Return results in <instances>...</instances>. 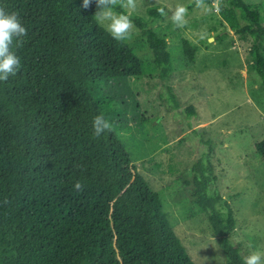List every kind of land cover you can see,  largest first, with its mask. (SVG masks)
<instances>
[{
    "label": "trees",
    "instance_id": "trees-1",
    "mask_svg": "<svg viewBox=\"0 0 264 264\" xmlns=\"http://www.w3.org/2000/svg\"><path fill=\"white\" fill-rule=\"evenodd\" d=\"M228 1L227 17L240 8L249 20L240 32L254 37L250 51L264 89L261 13L243 0ZM0 5L18 11L28 29L23 46L13 48L20 70L0 82V264H196L114 126L99 138L93 134L96 115L109 120L102 89L169 63L166 36L133 17L153 52L146 61L97 24L96 0L88 8L83 0ZM160 6L149 7L150 15L160 17ZM181 40L194 62L197 45ZM161 71L168 77L172 68ZM187 110L196 113L193 106ZM204 141L208 148L193 165L196 201L218 235L226 256L221 264H243L228 238L237 227L233 208L209 189L217 181L216 150L211 138ZM255 150L264 160V139ZM77 181L83 191L74 190Z\"/></svg>",
    "mask_w": 264,
    "mask_h": 264
},
{
    "label": "rangeland",
    "instance_id": "rangeland-1",
    "mask_svg": "<svg viewBox=\"0 0 264 264\" xmlns=\"http://www.w3.org/2000/svg\"><path fill=\"white\" fill-rule=\"evenodd\" d=\"M243 1L259 9L264 25V0ZM178 3L188 6L185 28L174 26L171 12L169 17L148 12L154 5L167 10ZM223 9H230L228 0L210 12L193 0H138L131 18L142 16L166 36L172 57L161 68L172 72L163 77L161 68L153 67L141 76L117 78L100 96L116 133L160 194L173 229L196 264L226 262L208 213L194 194L193 165L208 148V138L216 150L217 176L209 189L220 192L237 219L230 242L243 257L264 248V160L255 150V143L264 139V89L250 51L254 37L240 32L249 22L246 13L237 8L227 17ZM133 22L135 31L127 43L140 58L152 60L147 37ZM200 30L207 31V39H199ZM182 38L197 45L194 62L187 60ZM191 106L196 113L190 115Z\"/></svg>",
    "mask_w": 264,
    "mask_h": 264
},
{
    "label": "clouds",
    "instance_id": "clouds-1",
    "mask_svg": "<svg viewBox=\"0 0 264 264\" xmlns=\"http://www.w3.org/2000/svg\"><path fill=\"white\" fill-rule=\"evenodd\" d=\"M195 6L210 12L213 8H219L221 0H213V5L206 4V0H194ZM92 0H83V7L88 8ZM98 11L94 19L117 42H130L133 38L135 25L132 14L138 7V0H96ZM120 9V11H117ZM158 12L163 17H169L175 27L185 28L188 25V6L178 3L174 8L160 6ZM28 35V29L22 22L18 11H10L5 5H0V82L7 81L9 77L17 75L20 70V57L15 48L22 47L24 38ZM206 30H200L197 36L200 40L208 38ZM93 134L99 138L104 132L112 131L113 124L101 113L94 117ZM74 190L83 191V184L77 181ZM211 195V193H208ZM5 203L8 201L5 200ZM251 248L252 246L249 245ZM243 264H264V248L253 249L243 257Z\"/></svg>",
    "mask_w": 264,
    "mask_h": 264
}]
</instances>
